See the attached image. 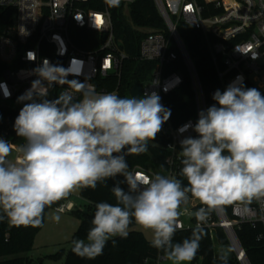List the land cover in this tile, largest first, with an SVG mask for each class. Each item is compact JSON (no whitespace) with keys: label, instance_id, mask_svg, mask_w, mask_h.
<instances>
[{"label":"clouds","instance_id":"1","mask_svg":"<svg viewBox=\"0 0 264 264\" xmlns=\"http://www.w3.org/2000/svg\"><path fill=\"white\" fill-rule=\"evenodd\" d=\"M120 2L106 0L110 7ZM21 29V35H29ZM258 56L252 53L253 59ZM35 58L34 52L27 53L29 61ZM32 71L38 78L18 97L23 106L13 125L24 140L18 147L21 156L10 160L15 146L0 137V222L41 227L47 207L76 189L95 190L98 183L123 176L124 181L111 189L117 203H96L87 242L74 239L72 251L95 259L109 240L115 245L114 237L127 238L134 220L151 230L150 244L164 259L185 264L196 257L206 235L203 225L213 212L236 202H256L264 213V94L245 87L242 77L223 91L215 90V103L199 111L194 125L188 122L178 129L180 134L189 129L197 134L180 141L185 185L175 176L128 170L126 157L146 153L148 142L155 141L171 116L155 91L121 98L80 83L79 99L67 91L48 99L39 89L66 80L68 69L44 59ZM121 183H127V191ZM190 196L202 206L182 212ZM182 214L194 217L197 224L190 238L174 242ZM60 218L53 217L56 222ZM260 219L264 221V215ZM217 259L228 264L229 250H221Z\"/></svg>","mask_w":264,"mask_h":264},{"label":"built area","instance_id":"2","mask_svg":"<svg viewBox=\"0 0 264 264\" xmlns=\"http://www.w3.org/2000/svg\"><path fill=\"white\" fill-rule=\"evenodd\" d=\"M134 2L121 0L118 7H110L106 0L103 5H98L95 0H0V137L15 146L10 160L21 156L19 144L11 140L13 112L23 106L18 102V97L38 78L32 70L44 59L68 69L69 75L53 87L40 88L41 93L58 96L67 91L79 99L77 88L83 83L92 85L97 92H115L119 95L123 65L129 55L121 49V40L116 36L113 10L129 18L130 7ZM154 2L164 26L147 29L139 45L137 60L153 64L148 78L140 84L141 97L145 91H155L164 105L165 97L179 89L184 82L182 66L191 79L196 101V117L177 126L169 119L161 130L170 137L165 145L169 152V168L165 176L171 177L176 176L181 162L180 141L185 136L197 135L191 129L180 134L178 129L188 122L194 125L199 111L208 108L198 71L179 32L180 22L204 33L222 90L238 76L243 78L245 87L264 90V0ZM22 26L29 35H21ZM82 32H91L93 35ZM77 41L91 48L84 49ZM30 51L36 55L33 61L27 59ZM253 52L259 54L257 59L252 58ZM129 171L148 176L157 174L141 167ZM201 206L196 201L182 205L181 211L187 208L194 212ZM75 208V203L69 199L56 207L60 212L73 211ZM262 215L264 213H261L258 203L245 205L236 202L232 206V217L226 214L223 207L213 212L203 227L209 230L215 249L219 252L222 249L217 244L215 230L222 228L228 239L224 250L233 253L240 264H251L237 236V229L244 223L253 227L261 224L264 227V221L260 219ZM179 224L178 230H185L194 228L197 221L194 217L182 214ZM258 236L261 237L259 240L264 241V228Z\"/></svg>","mask_w":264,"mask_h":264},{"label":"trees","instance_id":"3","mask_svg":"<svg viewBox=\"0 0 264 264\" xmlns=\"http://www.w3.org/2000/svg\"><path fill=\"white\" fill-rule=\"evenodd\" d=\"M95 1L98 5H103L104 3V0ZM113 16L116 36L121 40L120 47L129 55L123 65L119 96L121 98L131 97V88L142 84L148 78L153 67L152 63L140 62L136 58L139 54L141 39L144 37L147 29L162 28L164 23L154 0H135L130 7L129 18L122 15V13L118 14L116 10H113ZM179 32L188 47L198 71L206 97V104L209 107L215 103L212 100L214 91L217 89L223 90L213 67L204 33L200 29L190 26L183 21L179 24ZM82 33L93 35L91 32ZM77 44L84 49L91 48L80 41H77ZM181 68L185 73L182 86L167 95L164 100V106L171 110L169 119L176 126L189 118L196 117V101L191 79L186 69L182 66ZM259 91L264 94V90ZM46 96L48 99L57 97L51 93ZM18 113L19 110L13 112L11 140L16 144L22 145L24 140L17 137L13 128ZM169 140L168 134H164L162 131L158 133L155 141L148 142V151L146 153L140 155L133 154L126 157L128 170L141 167L152 170L157 174L166 175L169 168L167 163L169 152L165 149V145ZM181 168L182 164L180 162L175 177L181 179L186 185V179L180 176ZM117 181H124V177L117 176L115 179L98 183L95 190L91 188L80 189V196L88 202V212L81 214L82 211H76L80 216V224L73 234L71 243L74 239H83L87 242L86 237L89 229L93 226L91 221L94 217L97 202L117 203L111 190ZM120 186L127 191V183H121ZM67 199L68 197L47 207L45 213L47 209L56 208ZM232 206L233 204L224 206V210L229 217H232ZM135 225L136 223L133 220L129 226L127 238L114 237L113 239L116 240L115 245H113L112 240H109L103 249V254L97 256L95 259L78 256L72 251V246L68 250L63 264H158V259L160 256H163V252L153 248L150 240L146 238L143 232L133 229ZM41 227L13 226L8 223L7 219L0 222V264H41L35 263L25 255L32 249L35 235ZM194 228L178 230L175 234L174 242H181L184 238H190L192 229ZM263 228L261 224L253 227L251 224L244 223L240 229H237V236L245 248L247 258L251 264H264V241L257 239ZM204 229L206 235L201 239L200 248L191 264H220V261L217 259L220 252L215 249L209 230ZM215 236L217 244L224 250L228 244L224 230L216 228ZM228 264H240L236 256L231 252H229Z\"/></svg>","mask_w":264,"mask_h":264},{"label":"rangeland","instance_id":"4","mask_svg":"<svg viewBox=\"0 0 264 264\" xmlns=\"http://www.w3.org/2000/svg\"><path fill=\"white\" fill-rule=\"evenodd\" d=\"M79 191L80 189H76L68 197V199L76 205L73 211L60 212L56 208L47 209L43 225L35 235L33 247L25 254L35 263H64L68 250L73 246L71 243L73 234L80 224V216L76 211H82L81 214L88 212V202L80 196ZM196 201L198 200L190 197L187 205ZM55 215L61 217L59 222L53 219ZM133 229L143 232L146 238L151 241V230H145L138 225H135ZM158 264H172V262L160 257ZM185 264H191V262H185Z\"/></svg>","mask_w":264,"mask_h":264},{"label":"water","instance_id":"5","mask_svg":"<svg viewBox=\"0 0 264 264\" xmlns=\"http://www.w3.org/2000/svg\"><path fill=\"white\" fill-rule=\"evenodd\" d=\"M130 95L131 97H141L142 95V88L140 85H135L134 87L131 88L130 90Z\"/></svg>","mask_w":264,"mask_h":264},{"label":"snow or ice","instance_id":"6","mask_svg":"<svg viewBox=\"0 0 264 264\" xmlns=\"http://www.w3.org/2000/svg\"><path fill=\"white\" fill-rule=\"evenodd\" d=\"M99 19V18H98Z\"/></svg>","mask_w":264,"mask_h":264}]
</instances>
